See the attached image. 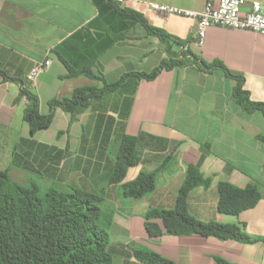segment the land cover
Returning a JSON list of instances; mask_svg holds the SVG:
<instances>
[{"label":"crops","instance_id":"obj_1","mask_svg":"<svg viewBox=\"0 0 264 264\" xmlns=\"http://www.w3.org/2000/svg\"><path fill=\"white\" fill-rule=\"evenodd\" d=\"M112 0H0V70L14 80H27L39 63L51 61L29 83L47 115L54 99L76 90H101L105 83L83 71L104 76L107 84L129 74H149L167 57L159 38L141 26L127 28ZM209 1L124 0L119 6L142 14L148 22L174 38L188 41L190 51L206 62L222 61L244 77L254 102L264 103V35L250 30L213 26L205 43L195 41L197 20L163 13L153 4L201 13ZM247 13L254 2L244 0ZM66 62V63H65ZM76 73L70 76L67 65ZM237 80L221 70L197 67L163 70L154 80L128 77L115 91L78 111L77 120L57 109L50 128L31 134L27 102L19 101L21 84L0 74V164L13 162L31 182L58 189H79L102 197L112 217L109 251L113 264H144L134 256L145 246L175 264H264V241L242 243L198 235H164L153 239L145 214L151 209L175 208L189 166H196L208 187L193 189L188 209L198 220L245 226L247 234L264 238V115L246 113L234 99ZM125 135L138 139L139 165L125 179L156 173L155 190L143 199L126 198L121 185L110 184L116 155ZM36 176L34 180L32 176ZM16 180L15 178H13ZM245 189L256 182L262 198L239 217L218 211V184Z\"/></svg>","mask_w":264,"mask_h":264},{"label":"trees","instance_id":"obj_2","mask_svg":"<svg viewBox=\"0 0 264 264\" xmlns=\"http://www.w3.org/2000/svg\"><path fill=\"white\" fill-rule=\"evenodd\" d=\"M117 4L118 13L126 27L139 25L147 35L159 38L165 46L167 57L151 73L125 75L115 84H107L104 76L95 74L91 69L85 70L83 72L91 78L103 81L105 87L101 90L78 89L69 97L54 99L49 103L47 115L41 114L40 99L32 92L27 80H14L0 70L5 80L21 84L19 101H27L25 114L32 135L50 128L59 108L69 112L73 121H76L80 109L88 108L94 99L107 92L117 90L128 77L154 80L163 70L175 68L197 67L206 73L221 70L225 76L238 82L234 89V101L246 113L261 112L264 115V103L251 100L250 93L244 88L243 76L232 72L220 60L206 62L189 48L184 50L188 41L174 38L167 31L151 25L142 14L120 8V4ZM66 65L70 76L76 75ZM261 139L264 141L263 137ZM137 145L136 137L125 135L122 138L110 184L121 185L122 195L126 198L143 199L155 190L156 173H142L136 180L125 183L129 170L141 161ZM209 185L210 181L204 178L196 166H189L175 208L151 209L145 214L148 235L153 239L164 235H198L242 243L264 241V238L247 234L245 226L205 223L190 214L188 199L191 191ZM218 195L219 213L233 217L255 208L262 198L261 187L256 182L241 189L222 181L218 184ZM102 202L101 196L79 189H43L35 182L23 185L13 179L9 170L0 169V264H113V255L108 249L112 217L104 212ZM134 256L144 264H175L145 246H137ZM215 264L233 263L219 257Z\"/></svg>","mask_w":264,"mask_h":264},{"label":"built area","instance_id":"obj_3","mask_svg":"<svg viewBox=\"0 0 264 264\" xmlns=\"http://www.w3.org/2000/svg\"><path fill=\"white\" fill-rule=\"evenodd\" d=\"M119 4L124 0H112ZM244 0L209 1L201 13L184 12L182 10L160 4H153V9L163 13H176L190 16L197 20L195 41L199 47L205 43L207 31L213 26L236 30H250L264 35V8L261 3L254 2L247 13L243 12ZM186 46L184 50H188ZM51 61L37 64L27 76V81L33 83L39 75L49 68ZM26 101V100H25ZM27 102V101H26Z\"/></svg>","mask_w":264,"mask_h":264},{"label":"rangeland","instance_id":"obj_4","mask_svg":"<svg viewBox=\"0 0 264 264\" xmlns=\"http://www.w3.org/2000/svg\"><path fill=\"white\" fill-rule=\"evenodd\" d=\"M10 160L13 162V165L11 166L12 167L11 168V176L13 178H15L16 181H18L19 183H21V184L24 185V182L22 180H25L24 179L26 177L25 174L20 169H18L16 166H14V165H16V163H17L18 160L16 158L15 159L14 158H11ZM1 163L2 164H0V169L1 170H4V167H5L4 164L6 163V160L5 159H2L1 160ZM32 178L34 180H37V178H36L35 175L32 176ZM54 187H56V186H54ZM42 188L43 189H47V188H49V186L42 184Z\"/></svg>","mask_w":264,"mask_h":264}]
</instances>
